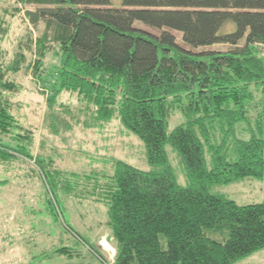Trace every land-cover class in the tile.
<instances>
[{"label":"trees","instance_id":"1","mask_svg":"<svg viewBox=\"0 0 264 264\" xmlns=\"http://www.w3.org/2000/svg\"><path fill=\"white\" fill-rule=\"evenodd\" d=\"M13 2L16 11L35 5L24 15L34 29L41 27L35 38L27 29L25 47L18 45L9 58L0 45V134L16 147L0 143V163L11 152L33 159V130L13 115L11 96L22 89L13 75L40 76L49 53L57 62L43 84L50 89L42 93L48 133L117 120L144 146L148 170L113 160L110 174H79L34 158L50 205L58 209L57 194L83 193L105 206L111 263L66 225L97 264H234L264 249V200L237 204L210 192L264 175V138L236 136L250 125L249 104L260 105L252 108L259 130L264 119V0ZM3 23L0 17V40L8 30ZM174 32L191 48L229 49L195 53L181 47ZM28 52L36 56L33 65ZM63 93L75 102H59ZM166 146L179 158L184 186Z\"/></svg>","mask_w":264,"mask_h":264},{"label":"rangeland","instance_id":"2","mask_svg":"<svg viewBox=\"0 0 264 264\" xmlns=\"http://www.w3.org/2000/svg\"><path fill=\"white\" fill-rule=\"evenodd\" d=\"M117 2V0H114ZM13 0H0V17L7 25V34L0 45L7 50L8 58L18 45L25 47L27 29L32 38L38 35L25 18V11L35 10V5L20 6L14 10ZM150 32L157 34L156 31ZM175 33L177 43L192 52L209 50L224 51L228 45L214 44L208 47L191 48L185 45L180 34ZM28 59L35 62V55L28 52ZM34 57V58H33ZM51 53L43 60L40 76L31 71L13 75L22 85L17 94L12 95L16 102L13 115L22 126L33 130L31 160L14 154L9 160L0 163V264H97L98 260L80 240L71 236L66 225L78 232L89 245L96 247L105 259L112 262L114 248L105 226L106 208L94 199L80 195L57 194L58 209L52 206L46 185L39 176L34 158L50 160L62 170L83 173L110 174L113 160H122L140 170H148L144 146L132 132L123 128L117 120L103 127L84 129L79 126L58 135L48 133L45 124L47 112L45 94H49L48 81L52 66L56 63ZM59 102L72 105L75 100L67 93L61 94ZM256 103V102H255ZM255 106V107H254ZM249 104L250 125L236 132V136L248 139L251 135L264 138V119L260 130L255 124L260 105ZM178 121L173 118L168 129ZM0 143L16 148L8 135L0 134ZM169 163L174 170L176 181L184 186V171L176 153L166 146ZM210 192L235 201L237 204L259 203L264 200V175L261 179L245 178L228 184L211 187ZM66 248L64 252L56 250ZM235 264H264V251L237 261Z\"/></svg>","mask_w":264,"mask_h":264},{"label":"crops","instance_id":"3","mask_svg":"<svg viewBox=\"0 0 264 264\" xmlns=\"http://www.w3.org/2000/svg\"><path fill=\"white\" fill-rule=\"evenodd\" d=\"M264 251V249H262V250H259V251H257V252H255V253H253V254H251L250 256H253V255H255V254H257V253H259V252H263ZM249 257V256H248ZM247 258V257H246ZM242 260V259H241ZM235 264V263H234Z\"/></svg>","mask_w":264,"mask_h":264}]
</instances>
